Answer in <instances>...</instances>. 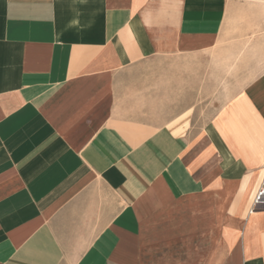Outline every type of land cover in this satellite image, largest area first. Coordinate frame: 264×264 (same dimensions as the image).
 Segmentation results:
<instances>
[{"label": "crops", "instance_id": "obj_1", "mask_svg": "<svg viewBox=\"0 0 264 264\" xmlns=\"http://www.w3.org/2000/svg\"><path fill=\"white\" fill-rule=\"evenodd\" d=\"M229 0H0V264H264V52Z\"/></svg>", "mask_w": 264, "mask_h": 264}, {"label": "rangeland", "instance_id": "obj_2", "mask_svg": "<svg viewBox=\"0 0 264 264\" xmlns=\"http://www.w3.org/2000/svg\"><path fill=\"white\" fill-rule=\"evenodd\" d=\"M229 21H236L242 40L244 67L258 68L257 58L264 52V0H229Z\"/></svg>", "mask_w": 264, "mask_h": 264}, {"label": "built area", "instance_id": "obj_3", "mask_svg": "<svg viewBox=\"0 0 264 264\" xmlns=\"http://www.w3.org/2000/svg\"><path fill=\"white\" fill-rule=\"evenodd\" d=\"M264 197V186H262L261 190L258 192V194L256 195L255 199H254V205H258L260 203H262V199Z\"/></svg>", "mask_w": 264, "mask_h": 264}]
</instances>
